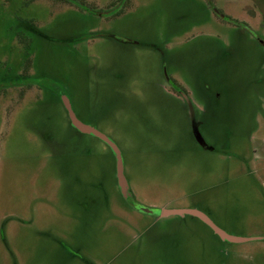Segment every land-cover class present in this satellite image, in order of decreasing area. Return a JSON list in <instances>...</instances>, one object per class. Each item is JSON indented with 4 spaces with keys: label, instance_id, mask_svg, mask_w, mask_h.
I'll use <instances>...</instances> for the list:
<instances>
[{
    "label": "rangeland",
    "instance_id": "obj_1",
    "mask_svg": "<svg viewBox=\"0 0 264 264\" xmlns=\"http://www.w3.org/2000/svg\"><path fill=\"white\" fill-rule=\"evenodd\" d=\"M0 264H264V0H0Z\"/></svg>",
    "mask_w": 264,
    "mask_h": 264
},
{
    "label": "water",
    "instance_id": "obj_2",
    "mask_svg": "<svg viewBox=\"0 0 264 264\" xmlns=\"http://www.w3.org/2000/svg\"><path fill=\"white\" fill-rule=\"evenodd\" d=\"M64 107L68 113L71 125L78 130L79 132L82 133H86L92 136H95L97 138H99L101 141H103L112 151L114 158H115V172H116V181H117V186L119 188V192L122 195L123 199L128 202V201H133L130 197V193L128 191V185L126 182V179L124 177L123 174V163H122V158H121V154L119 149L117 148V146L104 134H102L100 131L96 130L95 128L81 123L74 115L72 109H71V105L69 102V99L67 98V96H61ZM192 132L193 135L196 139V141L204 146V143L201 139L200 134L198 133L197 127L193 122L192 119ZM145 212H148L144 209H139ZM159 215H164V216H168V215H190V216H195L197 218H199L200 220H202L206 225H208L214 234H216L221 240L223 241H228V242H243L248 240V238H243V237H235L232 235L227 234L226 232H224L222 229H220L219 227H217L207 216H205L202 212L196 210V209H162V210H158L156 212Z\"/></svg>",
    "mask_w": 264,
    "mask_h": 264
},
{
    "label": "flooded vegetation",
    "instance_id": "obj_3",
    "mask_svg": "<svg viewBox=\"0 0 264 264\" xmlns=\"http://www.w3.org/2000/svg\"><path fill=\"white\" fill-rule=\"evenodd\" d=\"M63 94V93H62ZM60 98V97H59ZM62 105H63V107H64V104H63V101H62ZM71 105V104H70ZM64 109H65V107H64ZM71 109H72V107H71ZM65 111H66V109H65ZM73 111V110H72ZM66 113H67V111H66ZM67 116H68V113H67ZM77 118V117H76ZM68 120H69V122H70V119H69V116H68ZM81 122V121H80ZM82 123V122H81ZM70 125H71V122H70ZM72 126V125H71ZM90 126V125H89ZM72 128H74L73 126H72ZM75 129V128H74ZM76 130V129H75ZM78 131V130H77ZM79 132V131H78ZM80 133H82V132H80ZM84 134H86V133H84ZM87 135H89V134H87ZM90 136H92V135H90ZM95 137V136H94ZM97 138V137H96ZM99 139V138H98ZM100 140V139H99ZM130 197H131V195H130ZM161 210V209H160ZM204 214V213H203ZM205 216H207L206 214H204ZM192 217H195V216H192ZM208 217V216H207ZM195 218H197V217H195ZM209 218V217H208ZM197 219H199V218H197ZM200 220V219H199ZM201 222H203L202 220H200ZM204 223V222H203ZM205 224V223H204ZM206 225V224H205ZM206 226H208V225H206ZM209 227V226H208ZM218 227V226H217ZM210 228V227H209ZM210 230L212 231V229L210 228ZM213 232V231H212ZM216 235V234H215ZM217 236V235H216ZM218 237V236H217Z\"/></svg>",
    "mask_w": 264,
    "mask_h": 264
}]
</instances>
